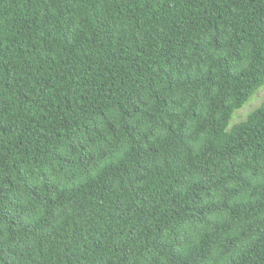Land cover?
Wrapping results in <instances>:
<instances>
[{"label":"trees","instance_id":"obj_1","mask_svg":"<svg viewBox=\"0 0 264 264\" xmlns=\"http://www.w3.org/2000/svg\"><path fill=\"white\" fill-rule=\"evenodd\" d=\"M264 0H0V264H264Z\"/></svg>","mask_w":264,"mask_h":264},{"label":"rangeland","instance_id":"obj_2","mask_svg":"<svg viewBox=\"0 0 264 264\" xmlns=\"http://www.w3.org/2000/svg\"><path fill=\"white\" fill-rule=\"evenodd\" d=\"M264 100V89L260 90L251 100L250 102L241 110L238 112V118L243 119L247 116L249 112H251L253 109L258 107L262 101Z\"/></svg>","mask_w":264,"mask_h":264}]
</instances>
